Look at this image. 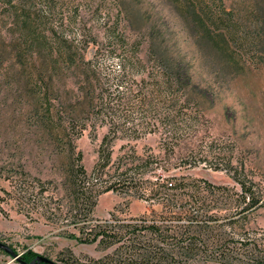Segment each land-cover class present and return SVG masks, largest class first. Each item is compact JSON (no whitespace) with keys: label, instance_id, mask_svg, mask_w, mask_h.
<instances>
[{"label":"rangeland","instance_id":"rangeland-1","mask_svg":"<svg viewBox=\"0 0 264 264\" xmlns=\"http://www.w3.org/2000/svg\"><path fill=\"white\" fill-rule=\"evenodd\" d=\"M61 1L70 22L65 37L77 41L84 60L97 62L110 79L104 87L111 92L109 106L100 116L85 115L71 143L64 121L42 125L37 116L44 114L43 95L35 92L31 76L44 58L31 53L12 11L0 8V243L21 257L32 253L56 264H121L127 238L101 241V229L115 226L125 235L129 224L187 212L195 227L169 246L191 254L170 264L264 263L260 55L255 62L243 58L228 66L221 57L201 60L165 0H124L128 14L121 13L119 0ZM150 18L159 19L155 39L167 41L165 53L184 60L197 77L200 87L191 95L197 109L194 103L180 108L167 101L172 93L159 90L161 77L152 74L154 53L148 51ZM121 37L130 43L126 54L141 45L136 53L146 66L128 65L125 84L117 89L121 62L106 47L110 38ZM62 73L54 83V116L66 107L90 112L77 73ZM141 88L145 93L154 88L157 99L138 101ZM181 103L186 106L184 99ZM163 178L181 180L185 187L170 189L159 182ZM0 264L20 263L0 250Z\"/></svg>","mask_w":264,"mask_h":264},{"label":"trees","instance_id":"trees-1","mask_svg":"<svg viewBox=\"0 0 264 264\" xmlns=\"http://www.w3.org/2000/svg\"><path fill=\"white\" fill-rule=\"evenodd\" d=\"M165 1L172 7L181 24L188 29V38L199 51L201 60L212 58L218 60L221 57L228 61V66L243 58H251L255 62L258 59L255 55H260V59L264 61V0ZM119 4L121 13L128 14L129 7L126 2L119 0ZM66 6L67 3L61 0H0V8L8 9V12L12 11V16L21 32L24 31L25 34L21 35L31 53L40 54L44 58V64L31 76L35 92L43 95L44 114L39 116L38 113L37 117L46 127H56L58 122L64 121L67 124L65 132L68 131L69 143H71L73 138L80 135V130L77 131V128L80 129L81 124H84L85 115L89 118L91 113L100 116L102 112L107 111L109 106L107 100L111 96V92L104 88L105 85L110 84V79L106 75L103 76L97 62L94 63V60L86 62L77 41L65 37L63 28L66 24L70 25L69 19L65 18L66 10H68ZM65 20L68 21L65 23ZM134 20L138 19L134 18ZM158 20L154 21L151 18L146 20L152 36V41L148 44V51L154 53V58L150 60L153 62L152 74L161 77L157 86L160 91L166 90L165 92L168 94L172 93L171 100H167L168 102L173 101L176 105L179 104L180 108L194 103L195 107L197 100L191 95L196 92L200 84L184 60L170 58L165 53L168 51L167 41L155 39V34H161ZM129 21L132 22L131 18ZM125 47H130V43L122 37L112 39V41L110 38L109 47H106V54H116L115 57L119 58L121 62L122 74L120 77L122 78L116 80L118 78L115 74L113 75V79L118 81L117 89L125 84L123 78L128 65L134 68L146 66L144 60L136 53L141 51L140 44L132 45L135 50L133 54H126ZM118 52L120 53L117 54ZM214 67L217 68V66ZM71 69H74L79 77L80 97L88 104L90 112L82 111L78 114L74 109L66 107L54 116L52 100L55 96V78L62 77V71L69 72ZM104 78L105 82H103ZM128 91L129 94L135 92ZM154 92V88H149L146 93L141 88L135 95L138 101L147 103L146 101L151 98L153 101L157 99ZM167 98L170 99L165 96L163 100L165 101ZM161 99L160 101L163 102ZM183 99L186 106L181 103ZM111 100L116 99L111 98ZM130 100L126 98V101ZM105 114L108 116L107 113ZM57 115L58 121L55 120ZM69 145L72 147V144ZM78 161H80L79 155ZM79 171L81 174H86L80 165ZM159 182L170 189L185 187L184 184H181V180L174 178H163ZM74 186L76 191L78 189L76 181ZM183 219H189V221H185L184 224L179 223ZM192 227H195L194 220L187 212H169L168 216H162L160 220H154L149 224L145 222L129 224L127 226L129 232L125 235L119 234L122 228L116 231L115 226H106L101 229V241H104L105 237L109 240L112 237L113 239L127 238L125 243H129V245L123 254L124 261L121 264H170L175 263L179 257L185 254H191L188 248L181 250L169 245H172L178 237L191 233L189 229ZM196 228L203 229L199 224H196ZM22 259L30 263L36 259V256L26 253Z\"/></svg>","mask_w":264,"mask_h":264},{"label":"water","instance_id":"water-1","mask_svg":"<svg viewBox=\"0 0 264 264\" xmlns=\"http://www.w3.org/2000/svg\"><path fill=\"white\" fill-rule=\"evenodd\" d=\"M0 250L6 252L7 254H9L13 259L20 261L21 260V256L16 254L9 246H7L6 244L0 243ZM30 264H56L55 262L39 256L37 257L32 263Z\"/></svg>","mask_w":264,"mask_h":264},{"label":"flooded vegetation","instance_id":"flooded-vegetation-1","mask_svg":"<svg viewBox=\"0 0 264 264\" xmlns=\"http://www.w3.org/2000/svg\"><path fill=\"white\" fill-rule=\"evenodd\" d=\"M13 251H14V250H13ZM14 252H15V251H14ZM22 258H23V256L21 257V260L18 261L20 264H30V263H32V262L34 261V260H33L32 262L28 263V262L23 261ZM14 260H15V259H14Z\"/></svg>","mask_w":264,"mask_h":264}]
</instances>
